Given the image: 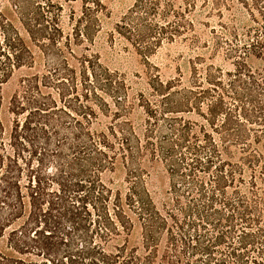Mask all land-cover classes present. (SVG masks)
<instances>
[{"label":"trees","instance_id":"16d2710c","mask_svg":"<svg viewBox=\"0 0 264 264\" xmlns=\"http://www.w3.org/2000/svg\"><path fill=\"white\" fill-rule=\"evenodd\" d=\"M9 2L0 264H264V0H136L116 30L146 59L182 39L211 61L199 53L186 81L154 73L132 99L119 71L93 56L81 71L71 63L60 2ZM110 2L82 0L76 39L93 40ZM199 9L217 19L202 22L209 37ZM22 67L7 133L3 85ZM158 164L168 176L160 197L149 183ZM119 167L120 186L104 180Z\"/></svg>","mask_w":264,"mask_h":264},{"label":"rangeland","instance_id":"374dc122","mask_svg":"<svg viewBox=\"0 0 264 264\" xmlns=\"http://www.w3.org/2000/svg\"><path fill=\"white\" fill-rule=\"evenodd\" d=\"M56 1L63 6L61 24L65 35L71 36L72 51L77 57L71 56V63L77 67L78 71H81L80 59L87 55L98 59L105 67L119 71L126 77L130 99L136 97L139 92L149 91V77L154 73H159L164 80L181 73L186 81L191 71V60L199 53L205 55L207 59L210 56L209 50L188 46L182 39H177L173 42L163 41L160 47L149 54V59H146L143 53L116 30L117 23L121 21L123 15L129 11L136 0H111L110 17H101V24L94 32L93 40H78L74 36L77 19L83 14L82 0ZM8 6H10L9 0H0V8L6 9ZM194 19L196 28L209 37V28L202 22L210 21L207 23L208 25H215L216 17H207L206 11L202 12L199 9ZM210 61L207 60V62ZM214 62L223 64L225 67L229 66V63L224 61L222 57L215 58ZM152 65H156L157 69L152 68ZM28 71L27 67L16 69L3 85L1 119L7 133L10 131L13 122V114L10 112L11 97L18 89L22 76ZM133 116L137 125L143 123L144 113L141 107H136ZM124 177L125 170L122 167L115 171L107 170L103 173L105 181H114L117 186L124 182ZM149 183L151 189L159 193L158 197L162 196L163 189L168 185V176L161 164L152 169Z\"/></svg>","mask_w":264,"mask_h":264}]
</instances>
